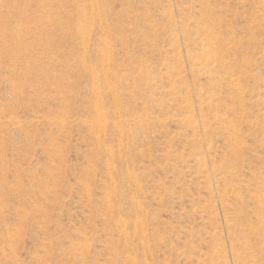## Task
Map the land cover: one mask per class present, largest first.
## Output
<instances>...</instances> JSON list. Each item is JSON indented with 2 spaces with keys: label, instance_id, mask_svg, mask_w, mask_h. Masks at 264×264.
I'll return each instance as SVG.
<instances>
[{
  "label": "rangeland",
  "instance_id": "rangeland-1",
  "mask_svg": "<svg viewBox=\"0 0 264 264\" xmlns=\"http://www.w3.org/2000/svg\"><path fill=\"white\" fill-rule=\"evenodd\" d=\"M0 264H264V0H0Z\"/></svg>",
  "mask_w": 264,
  "mask_h": 264
}]
</instances>
